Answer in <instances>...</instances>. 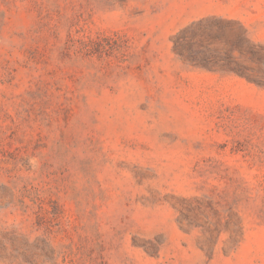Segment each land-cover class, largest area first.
<instances>
[{"label": "rangeland", "instance_id": "rangeland-1", "mask_svg": "<svg viewBox=\"0 0 264 264\" xmlns=\"http://www.w3.org/2000/svg\"><path fill=\"white\" fill-rule=\"evenodd\" d=\"M0 264H264V0H0Z\"/></svg>", "mask_w": 264, "mask_h": 264}]
</instances>
